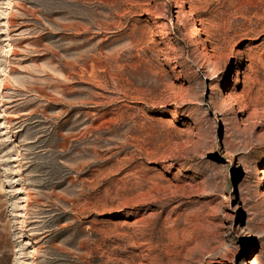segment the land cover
Here are the masks:
<instances>
[{"label": "rangeland", "instance_id": "rangeland-1", "mask_svg": "<svg viewBox=\"0 0 264 264\" xmlns=\"http://www.w3.org/2000/svg\"><path fill=\"white\" fill-rule=\"evenodd\" d=\"M0 264H264V0H0Z\"/></svg>", "mask_w": 264, "mask_h": 264}, {"label": "bare ground", "instance_id": "bare-ground-1", "mask_svg": "<svg viewBox=\"0 0 264 264\" xmlns=\"http://www.w3.org/2000/svg\"><path fill=\"white\" fill-rule=\"evenodd\" d=\"M4 26L6 27V32H8V26L6 24V22H4ZM191 33L194 34L196 36V39H198L197 37H199V27L197 24H194L193 27H191L190 29Z\"/></svg>", "mask_w": 264, "mask_h": 264}]
</instances>
